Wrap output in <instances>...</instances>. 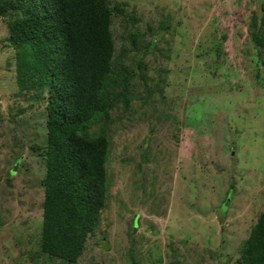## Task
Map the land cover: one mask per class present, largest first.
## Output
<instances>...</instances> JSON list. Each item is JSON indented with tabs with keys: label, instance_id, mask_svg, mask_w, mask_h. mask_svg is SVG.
<instances>
[{
	"label": "rangeland",
	"instance_id": "1",
	"mask_svg": "<svg viewBox=\"0 0 264 264\" xmlns=\"http://www.w3.org/2000/svg\"><path fill=\"white\" fill-rule=\"evenodd\" d=\"M264 0H110L107 193L75 263L40 252L46 95L0 5V264H231L264 211ZM23 55L22 57L17 54ZM28 75L27 73L25 74ZM122 83V82H121ZM42 147V148H41Z\"/></svg>",
	"mask_w": 264,
	"mask_h": 264
},
{
	"label": "trees",
	"instance_id": "2",
	"mask_svg": "<svg viewBox=\"0 0 264 264\" xmlns=\"http://www.w3.org/2000/svg\"><path fill=\"white\" fill-rule=\"evenodd\" d=\"M12 1L18 4L10 8L22 12L9 23V40L26 55L18 80L27 84L37 77L47 89L40 252L75 263L108 188L109 139L104 129L91 135L89 124L107 118L115 98L129 106L126 81H115L113 93L105 89L114 55V8L110 0H0V5ZM251 27L254 46L264 52V3L252 14ZM231 264H264V211Z\"/></svg>",
	"mask_w": 264,
	"mask_h": 264
}]
</instances>
